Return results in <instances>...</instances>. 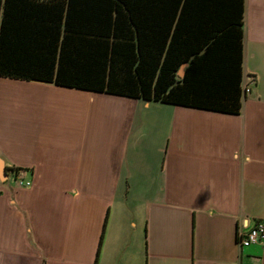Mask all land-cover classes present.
<instances>
[{"label": "crops", "instance_id": "1", "mask_svg": "<svg viewBox=\"0 0 264 264\" xmlns=\"http://www.w3.org/2000/svg\"><path fill=\"white\" fill-rule=\"evenodd\" d=\"M244 9L237 116L0 78V264H264L239 244L264 224V0Z\"/></svg>", "mask_w": 264, "mask_h": 264}, {"label": "trees", "instance_id": "2", "mask_svg": "<svg viewBox=\"0 0 264 264\" xmlns=\"http://www.w3.org/2000/svg\"><path fill=\"white\" fill-rule=\"evenodd\" d=\"M244 10V0H0V78L237 116Z\"/></svg>", "mask_w": 264, "mask_h": 264}, {"label": "built area", "instance_id": "3", "mask_svg": "<svg viewBox=\"0 0 264 264\" xmlns=\"http://www.w3.org/2000/svg\"><path fill=\"white\" fill-rule=\"evenodd\" d=\"M248 90L244 88L246 94ZM18 186L27 187L30 185L29 182L17 181ZM264 240V224L258 222L252 229H250L245 235L239 238V244L243 247H247L254 244H259Z\"/></svg>", "mask_w": 264, "mask_h": 264}, {"label": "water", "instance_id": "4", "mask_svg": "<svg viewBox=\"0 0 264 264\" xmlns=\"http://www.w3.org/2000/svg\"><path fill=\"white\" fill-rule=\"evenodd\" d=\"M183 74L182 68L179 70V75L181 76ZM5 174V172H4Z\"/></svg>", "mask_w": 264, "mask_h": 264}]
</instances>
